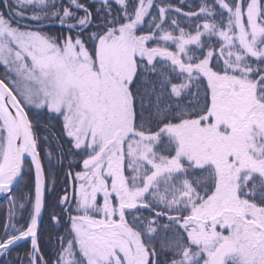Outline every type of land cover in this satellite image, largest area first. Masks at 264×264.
I'll return each mask as SVG.
<instances>
[{
	"label": "snow or ice",
	"instance_id": "6c2138e0",
	"mask_svg": "<svg viewBox=\"0 0 264 264\" xmlns=\"http://www.w3.org/2000/svg\"><path fill=\"white\" fill-rule=\"evenodd\" d=\"M0 68V264H264V0H0Z\"/></svg>",
	"mask_w": 264,
	"mask_h": 264
},
{
	"label": "trees",
	"instance_id": "16d2710c",
	"mask_svg": "<svg viewBox=\"0 0 264 264\" xmlns=\"http://www.w3.org/2000/svg\"><path fill=\"white\" fill-rule=\"evenodd\" d=\"M48 31L52 33H57L60 31L58 26H51ZM2 68H0V76H2ZM26 111L29 112L30 119L34 121V132L41 137L39 141V147L41 151V159L44 162L46 172L53 173L51 178L55 179V190L51 191L46 194V200L48 201V205L46 206V210L43 214V218L40 225V246L42 251L51 259L55 258V251H56V236L63 232L62 227H54L52 224L49 223V212L51 209V204L55 201L57 194H63V189L65 187H69V181L65 175L68 169L69 161L66 159L64 166L59 167L53 165L52 167L49 166L46 154L49 148L53 151L54 158L56 155V150L62 144L65 151L69 148V144L67 138L63 135L62 131V124L59 120L52 118V114H48L46 111L34 110L32 112L31 109L26 108ZM39 113V114H37ZM47 139V143L45 141ZM79 170V167L73 169V171ZM52 185L49 183V188ZM32 188V175L26 174L24 181L21 182L20 187L17 189V194L21 192L27 193ZM8 210V202L5 200L0 204V225H2L7 216ZM25 217L27 216V212L24 213ZM30 247V242L28 243H21L16 251L22 252L23 249ZM15 253H13L14 255ZM11 259V257H8Z\"/></svg>",
	"mask_w": 264,
	"mask_h": 264
},
{
	"label": "water",
	"instance_id": "95a60500",
	"mask_svg": "<svg viewBox=\"0 0 264 264\" xmlns=\"http://www.w3.org/2000/svg\"><path fill=\"white\" fill-rule=\"evenodd\" d=\"M5 201V199L2 197V196H0V204L2 203V202H4ZM42 218H43V216H42ZM41 221H42V219H41ZM40 225H41V222H40ZM21 243H23V242H21ZM20 243V244H21Z\"/></svg>",
	"mask_w": 264,
	"mask_h": 264
},
{
	"label": "rangeland",
	"instance_id": "374dc122",
	"mask_svg": "<svg viewBox=\"0 0 264 264\" xmlns=\"http://www.w3.org/2000/svg\"><path fill=\"white\" fill-rule=\"evenodd\" d=\"M2 73H3V71H2ZM30 109V108H29ZM32 110V112L34 111V110H36V109H31ZM34 113V112H33Z\"/></svg>",
	"mask_w": 264,
	"mask_h": 264
}]
</instances>
